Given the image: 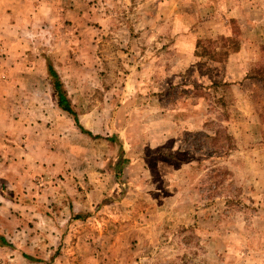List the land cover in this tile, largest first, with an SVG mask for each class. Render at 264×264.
Wrapping results in <instances>:
<instances>
[{
    "label": "rangeland",
    "instance_id": "374dc122",
    "mask_svg": "<svg viewBox=\"0 0 264 264\" xmlns=\"http://www.w3.org/2000/svg\"><path fill=\"white\" fill-rule=\"evenodd\" d=\"M263 48L264 0H0V264H264Z\"/></svg>",
    "mask_w": 264,
    "mask_h": 264
},
{
    "label": "trees",
    "instance_id": "16d2710c",
    "mask_svg": "<svg viewBox=\"0 0 264 264\" xmlns=\"http://www.w3.org/2000/svg\"><path fill=\"white\" fill-rule=\"evenodd\" d=\"M237 50H238V48L235 51L237 52ZM263 51H264V48H263ZM206 53H207V51L204 50L203 54H206ZM224 55H227V52ZM48 73H49L50 77L53 79V85H54V89H55V93H56L58 107L62 111L66 112V113H68L74 117L75 123L77 124V126L79 127V129L83 133H85L87 135H92L90 132L85 130V128H83V126H81L78 115H77V113L74 112V110L72 108L71 101L69 100L68 95L64 90V86H63V83L60 79V76H59L57 70L55 69V67L52 65V63L49 60H48ZM249 78L254 79V80H259L264 85V63L261 64L260 66H258L255 70H253V72L249 76ZM0 243H2L4 245H9L6 242L5 238H3L2 236H0Z\"/></svg>",
    "mask_w": 264,
    "mask_h": 264
}]
</instances>
